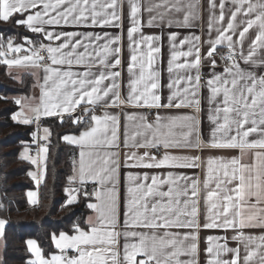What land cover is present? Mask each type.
<instances>
[{
  "label": "snow or ice",
  "instance_id": "snow-or-ice-1",
  "mask_svg": "<svg viewBox=\"0 0 264 264\" xmlns=\"http://www.w3.org/2000/svg\"><path fill=\"white\" fill-rule=\"evenodd\" d=\"M0 65L32 78L27 175L60 129L92 213L25 264H264V0H0Z\"/></svg>",
  "mask_w": 264,
  "mask_h": 264
},
{
  "label": "trees",
  "instance_id": "trees-1",
  "mask_svg": "<svg viewBox=\"0 0 264 264\" xmlns=\"http://www.w3.org/2000/svg\"><path fill=\"white\" fill-rule=\"evenodd\" d=\"M24 83L10 78L6 67L0 65V218L8 221L1 238V260L5 264H25L29 258L26 239H37L42 248L49 249L52 232L70 229L78 220L86 219L88 201L81 199L77 204L62 207L67 199L63 189L71 174V157L76 151L57 138L58 128H53L51 146L47 160L46 179L39 188V205L30 206L26 190L33 187L27 173L34 166L20 159L21 142H30L32 126L15 123L11 115L17 105L11 98L31 90L32 78L21 75ZM44 119L42 126L52 124ZM13 135H9V134Z\"/></svg>",
  "mask_w": 264,
  "mask_h": 264
},
{
  "label": "crops",
  "instance_id": "crops-1",
  "mask_svg": "<svg viewBox=\"0 0 264 264\" xmlns=\"http://www.w3.org/2000/svg\"><path fill=\"white\" fill-rule=\"evenodd\" d=\"M109 31H118V30H111V29H109ZM6 70H7V73H9V69L6 67ZM11 72H12V74L14 75V76H17V77H21V75L24 73V70L23 69H11ZM15 80H19V79H15ZM24 95H31V90H30V92L29 93H26V94H17V95H15V97H18V96H24ZM19 110V106H17V110L16 111H18ZM15 111V112H16ZM13 114V113H12ZM12 116V115H11ZM41 127H44V126H42L41 125ZM41 134H43L42 132H41ZM29 144H31V141L30 142H28ZM23 150V148L20 150V152ZM35 151H36V146L35 145H32V147H31V153L34 155L35 154ZM77 151V150H76ZM19 152V153H20ZM232 154H234V153H225V152H214V153H212V152H206L204 155L205 156H208V155H232ZM34 166V168H33V170H31V171H36L37 169H36V166L35 165H33ZM197 171V174H200V170H196ZM33 181V180H32ZM42 184V183H41ZM41 184L39 185V186H37L36 185V183L33 181V187L32 188H30V189H27L26 190V199H27V201H28V198H27V193L29 192V191H37L38 192V198H39V188H40V186H41ZM92 213H91V211L89 210V212H88V214H87V216H86V218L89 216V215H91ZM1 238H2V236H0V260H1V249H2V243H1ZM28 239H30V238H28ZM28 239H26V240H28ZM33 239V238H32Z\"/></svg>",
  "mask_w": 264,
  "mask_h": 264
},
{
  "label": "built area",
  "instance_id": "built-area-1",
  "mask_svg": "<svg viewBox=\"0 0 264 264\" xmlns=\"http://www.w3.org/2000/svg\"><path fill=\"white\" fill-rule=\"evenodd\" d=\"M35 130V125H33V131ZM89 188H91V186H89Z\"/></svg>",
  "mask_w": 264,
  "mask_h": 264
},
{
  "label": "rangeland",
  "instance_id": "rangeland-1",
  "mask_svg": "<svg viewBox=\"0 0 264 264\" xmlns=\"http://www.w3.org/2000/svg\"><path fill=\"white\" fill-rule=\"evenodd\" d=\"M18 81V80H17Z\"/></svg>",
  "mask_w": 264,
  "mask_h": 264
}]
</instances>
